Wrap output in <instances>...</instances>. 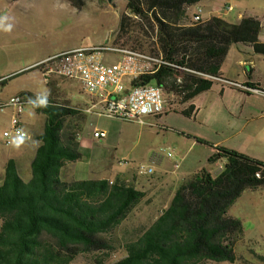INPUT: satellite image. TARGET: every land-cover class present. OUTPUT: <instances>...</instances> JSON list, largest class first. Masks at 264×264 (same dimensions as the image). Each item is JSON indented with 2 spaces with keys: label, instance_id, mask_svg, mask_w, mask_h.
Instances as JSON below:
<instances>
[{
  "label": "trees",
  "instance_id": "obj_1",
  "mask_svg": "<svg viewBox=\"0 0 264 264\" xmlns=\"http://www.w3.org/2000/svg\"><path fill=\"white\" fill-rule=\"evenodd\" d=\"M201 1L126 0L128 13L120 18L118 39L127 38L136 50H143L147 39L150 53L170 64L134 85H157L185 104L211 89L212 78L221 79L232 45L249 46L264 56L257 19L230 23L213 17L190 23L188 9ZM25 95L31 97H21ZM47 99V107L34 108L46 116V125L31 181L19 178L13 160L5 166L0 184V264H71L80 255L110 251L106 236L146 197L120 178L111 184L70 176L72 164L83 159V153L68 120H84V114L57 103L51 94ZM26 105L32 106L28 100ZM193 110L190 106L183 113L190 116ZM218 162L224 163L220 172L209 166L186 179L169 207L142 235L127 242L125 256L112 264L235 263L243 227L228 212L246 190L264 188V162L226 148H218L209 159V165Z\"/></svg>",
  "mask_w": 264,
  "mask_h": 264
},
{
  "label": "rangeland",
  "instance_id": "obj_2",
  "mask_svg": "<svg viewBox=\"0 0 264 264\" xmlns=\"http://www.w3.org/2000/svg\"><path fill=\"white\" fill-rule=\"evenodd\" d=\"M241 3L235 4L236 11L225 17L227 21L234 23L238 11H245L247 6ZM247 4L254 6L253 3ZM127 13L126 0H0V16H8L7 22L13 25L9 32L0 30V78L6 76L1 80H7L0 84V103L8 102L20 93L31 94V97L48 94L50 89L39 71H29L26 67H32L49 55L93 46H109L152 55L147 39L143 41V50L134 49L135 44L127 38L118 39L120 18ZM104 61L114 63L116 55L106 53ZM56 82L59 88L51 92L52 98L69 108L81 109L82 104L78 102L82 95L86 96L82 85L78 81L60 78ZM29 96H26L28 100ZM165 100L167 107L181 105L179 98L167 92ZM36 114L32 106L24 108L23 118L32 127L25 129L29 136L38 130L35 126ZM12 116V106L0 110V173L2 156L12 148L7 146L4 137V132L11 129ZM172 118H176L175 122L180 120V117ZM83 121L78 118L68 120L76 128L77 137L81 135L85 143L89 141L90 144L88 149L81 150L83 159L74 166L78 165L79 171L86 168V175L93 178L99 172L114 178L112 183L121 177L120 180L132 185V180L126 182L121 175L142 176L141 167H156L155 160L164 158L178 137L149 117L144 118L145 123L141 124L87 114L85 126L82 127ZM181 127L180 124L176 128ZM95 128L105 131L107 138L94 139ZM146 200L141 201L129 217L106 236L111 240L110 251L80 255L71 264H96L99 260L102 264H112L123 258L125 244L142 235L165 210L162 201L153 202L149 197ZM228 216L239 219L243 227V235L235 247L237 261L200 264H264V188L246 190L230 208ZM1 224L0 221V227Z\"/></svg>",
  "mask_w": 264,
  "mask_h": 264
},
{
  "label": "crops",
  "instance_id": "obj_3",
  "mask_svg": "<svg viewBox=\"0 0 264 264\" xmlns=\"http://www.w3.org/2000/svg\"><path fill=\"white\" fill-rule=\"evenodd\" d=\"M241 2H244L247 8L245 11H238L234 23L240 22L243 18L257 19L262 26L259 40L264 43V0H202L197 6L188 9L187 16L189 21L193 20L195 14H199L203 21H208L213 17L226 20L225 17L236 11L235 4H242ZM247 3H253L254 6H249ZM227 7L231 10H228ZM194 9L195 11H193ZM46 58L48 57L44 59ZM118 59L119 57L116 56V61ZM5 77H1L0 80ZM220 77L221 79L214 80L211 89L201 93L192 101L181 104L180 107H167L165 105L164 114L158 117H149L161 124L163 129L174 132L178 137L167 151V153L172 152L173 156L170 158L166 153V156L162 157L163 159L155 160L157 166H152L154 172L152 175L130 176L127 173L121 175L123 180L126 182L132 180V185L145 193V201L148 197L153 199V202L162 201L165 204L164 209H167L176 191L186 179L211 166L209 159L218 148L233 150L264 162V56L255 54L249 46L232 45L221 66ZM56 79V77L51 79L49 84L45 82L50 89L49 95L59 88ZM253 88H256L257 91H251ZM83 93L85 92L83 91ZM21 94L15 97L21 96ZM23 98L25 101L28 100L26 95ZM93 102V98L87 94L86 96L82 95L81 101L78 102L82 104L81 109L78 110L84 114L82 127L85 126L87 114L97 116L87 112ZM26 106L28 105L23 107L21 113H18L17 109L12 106V118L18 116L24 131L26 128H32L31 124L23 118V111ZM190 106H193L194 110L190 116H185L183 112L188 110ZM36 113L35 126L38 128L36 133L30 136L21 148H10L2 156L0 184L5 177V166L10 160L15 162L19 178L24 183L31 181L33 176L32 163L42 145L40 136L44 133L46 125V116L37 111ZM172 117H180V120L175 122L176 118L173 119ZM180 124L182 125L181 129H177L176 127ZM96 130L103 131L95 128L94 132ZM166 133L168 132L166 131ZM78 137L81 150L88 149L89 141L85 143L81 135ZM94 139L103 140L95 137ZM33 140L39 141L40 145L34 146ZM198 140L207 144L200 143ZM223 164L221 162L213 164L212 171L220 172ZM85 169L79 171L78 165L75 167L73 163L70 176L77 178L76 180L92 179L93 177L86 175ZM93 179H106L110 182L114 180V178L106 177L100 172Z\"/></svg>",
  "mask_w": 264,
  "mask_h": 264
},
{
  "label": "built area",
  "instance_id": "obj_4",
  "mask_svg": "<svg viewBox=\"0 0 264 264\" xmlns=\"http://www.w3.org/2000/svg\"><path fill=\"white\" fill-rule=\"evenodd\" d=\"M227 9L231 10L229 7ZM201 22L203 20L200 15L195 14L192 23ZM106 53L118 56V61L106 63L104 61ZM164 65L170 64L165 62L162 56L109 46H93L59 52L28 69L38 70L47 84L55 77L78 81L83 91L94 100L87 110L88 113L144 124L145 117H158L164 114L165 91L154 84L134 85L133 82L143 76L155 75ZM212 80L219 79L212 78ZM233 85L241 87L237 84ZM26 102L23 97L18 96L5 104H0V110L13 106L18 113H21ZM20 130L28 138L30 137L22 128L18 116H14L11 129L4 132L7 145H10V139ZM106 136V132L98 130L94 132L95 138L104 139ZM167 155L171 158L173 153L168 152ZM153 173L152 168H140L142 176Z\"/></svg>",
  "mask_w": 264,
  "mask_h": 264
},
{
  "label": "clouds",
  "instance_id": "obj_5",
  "mask_svg": "<svg viewBox=\"0 0 264 264\" xmlns=\"http://www.w3.org/2000/svg\"><path fill=\"white\" fill-rule=\"evenodd\" d=\"M8 20V16H0V30H3L5 32H9L12 30L13 25L11 23H8ZM28 103L31 104L33 108H36L47 107L49 102L46 95H37L34 98L30 97ZM27 139L28 137L26 136V134H24L23 131L20 130L15 136L10 139L9 143L13 149H19L26 143ZM32 144L38 147L40 145V142L33 140Z\"/></svg>",
  "mask_w": 264,
  "mask_h": 264
},
{
  "label": "water",
  "instance_id": "obj_6",
  "mask_svg": "<svg viewBox=\"0 0 264 264\" xmlns=\"http://www.w3.org/2000/svg\"><path fill=\"white\" fill-rule=\"evenodd\" d=\"M110 2L113 1V0H109Z\"/></svg>",
  "mask_w": 264,
  "mask_h": 264
}]
</instances>
